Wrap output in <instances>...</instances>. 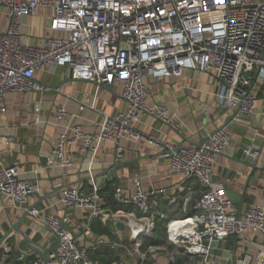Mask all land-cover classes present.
I'll list each match as a JSON object with an SVG mask.
<instances>
[{"label": "built area", "instance_id": "1", "mask_svg": "<svg viewBox=\"0 0 264 264\" xmlns=\"http://www.w3.org/2000/svg\"><path fill=\"white\" fill-rule=\"evenodd\" d=\"M40 9L48 11L41 22L22 20ZM57 67L67 68L72 79L90 82L96 90L121 86L124 109L104 114L94 132L78 124L64 126L45 162L47 167L57 164L66 176L72 164L67 146L80 141L91 153L89 186L62 188L60 201L67 209H88L103 220L117 215L111 220L128 228L129 245L108 237H100L99 245L129 249L126 256L131 261L120 255L114 264H146L160 255L171 264H230L215 254L219 239L264 236V205L251 204L239 212L226 188L213 182L215 155L231 145L228 129L207 134L197 148L162 141L158 129L144 133L138 127L143 116H150L182 133L184 124L169 107L149 104L147 98L152 79L180 76L185 70L209 74L218 89L217 102L227 112L236 107L247 115L255 111L260 94L264 99V0H0V112L6 111L8 93L48 92L50 87L36 73ZM68 116L64 107L55 108L58 123ZM120 139L153 146L170 162L184 185V198L175 205L183 216L167 215L166 188L146 189L138 175L131 178L132 193L124 194L118 184L113 188V199L126 208L112 211L103 206L91 169L94 155L101 146L114 143V164L120 163ZM3 140L9 143L10 138ZM245 154L251 164L257 162V149L248 146ZM195 191L198 199L190 207ZM37 192L38 183L23 177L16 165L0 168V194L15 206L28 208ZM29 213L52 239L59 235L53 256L43 260L37 255L30 264H100L90 258L89 244L62 230L58 216L36 207ZM165 216L172 251L165 245L144 244ZM9 251L5 244L0 262ZM250 264H264V251H257Z\"/></svg>", "mask_w": 264, "mask_h": 264}, {"label": "crops", "instance_id": "2", "mask_svg": "<svg viewBox=\"0 0 264 264\" xmlns=\"http://www.w3.org/2000/svg\"><path fill=\"white\" fill-rule=\"evenodd\" d=\"M47 14L48 11L40 9L34 17L24 16L22 20L38 23ZM36 78L47 84L50 90L46 93L15 92L5 96L6 111L0 112V168L16 165L23 177L35 180L39 185V192L29 199L27 207L40 208L42 213L58 216L63 228H66L63 230L75 236L79 242L89 244L90 250L102 246L99 245L100 237L123 243L122 233L125 227L117 228L111 220L113 218L103 220L83 208L67 209L60 201L62 188L71 185L89 186L87 175L91 153L83 149L81 142L67 146L66 157L72 164L66 176L62 175L57 164L47 167L45 163L52 153L58 135L64 131V126L78 124L84 131L94 132L104 114H114L124 109L121 86L114 85L110 89L101 87L96 90L95 85L90 82L72 79L65 67H57L53 71H38ZM149 84L147 102L166 104L184 124L182 133H176L153 117L143 116L138 124L139 129L144 133H149L152 128L158 129L162 141L182 146L195 145L219 127L230 112H225L218 104L215 97L218 89L211 76L204 72L185 70L180 76L152 79ZM261 95L255 111L249 115L250 122L237 119L238 123L247 127L246 132L249 135L244 136L229 130L231 145L224 152L215 155L214 160L213 182L237 195L233 198V203L239 212L251 204L264 205V99ZM57 106L64 107L70 115L62 123L55 120ZM3 137L10 138L9 143ZM119 143L124 147V158L117 163L120 165L116 169V179L105 181L107 176L104 173L115 163V144L101 146L94 155L91 169L96 181L99 179L97 184L100 190L110 186L113 191L118 184L124 194H130L134 190L131 178L138 175L146 189L161 186L166 188L168 201L163 200L166 201L163 207L169 209L166 210L167 215L183 216L181 208L178 209L175 205L180 204L184 198V185L182 178L171 170L170 162L161 158L158 149L148 144L131 143L124 139H120ZM245 144L257 146L259 157L254 169L235 160L239 146ZM198 195L195 191L190 207L194 205ZM116 205L117 209L127 207ZM172 207L175 208L173 211ZM24 211L25 208L15 206L8 197L0 194V260L4 255L3 246L8 244L10 247L5 258L7 260L0 264H30L33 259L23 260L29 247L27 239L43 249H49L54 240L29 212L23 216ZM95 220L103 225L110 223L111 235L98 233L96 226L93 228ZM115 249L120 256L123 248ZM259 250L264 251V236L249 234L243 240L229 235L217 241L215 254L228 259L230 264H250ZM16 252H21V257L16 256ZM53 253L55 252H49L47 256L52 257ZM32 256L37 254H31L30 257ZM161 258L163 257L148 263L171 264L167 258H164L166 262H159Z\"/></svg>", "mask_w": 264, "mask_h": 264}, {"label": "water", "instance_id": "3", "mask_svg": "<svg viewBox=\"0 0 264 264\" xmlns=\"http://www.w3.org/2000/svg\"><path fill=\"white\" fill-rule=\"evenodd\" d=\"M105 88L110 89L111 86H106ZM224 111L226 112L227 110L224 109ZM238 120H242V121H246V122H250V117L247 114H243L239 111V108L236 107L232 112H230L224 119L223 123L217 127L213 132L218 131L220 129L226 128L228 130H231L235 133L241 134V135H246L248 136L249 134L246 132L247 131V127L244 125H241L240 123L237 122ZM202 144V141L195 144V147H200ZM249 145H240L238 150L235 153V160L239 161L241 164L249 166L251 168H256V163L255 164H251L250 163V157L248 155L245 154V150L248 148ZM252 148H257V146H252ZM120 164H114L113 167L111 169H106L104 171V173L106 174L107 178L105 181H109L112 179H116V169ZM235 173V172H234ZM97 183L99 182V179L96 181ZM227 195L232 199L233 202H235V200L233 199L235 196V193L231 190H227ZM32 206H29L28 208L25 209L24 211V215L26 216L28 214V212L31 210ZM115 226L119 229H123L124 228V224L121 222H114ZM66 229L63 228V224H62V230ZM25 237V236H24ZM26 238V237H25ZM27 239V238H26ZM27 241L29 242V247L27 249L26 255L23 256V260H26L28 258H30L31 254H37L40 258H42L43 260L47 259V255L49 252H55L58 244H59V235L57 234L54 238V240L52 241V244L50 246L49 249H43L41 246L37 245L36 243H34L33 241H29L27 239ZM1 243V241H0ZM16 256H20L21 257V252H16Z\"/></svg>", "mask_w": 264, "mask_h": 264}, {"label": "trees", "instance_id": "4", "mask_svg": "<svg viewBox=\"0 0 264 264\" xmlns=\"http://www.w3.org/2000/svg\"><path fill=\"white\" fill-rule=\"evenodd\" d=\"M101 196L103 197V204H105L106 207H110L112 211H115L117 207V203L113 199V191L112 187L108 186L103 188L102 190L99 191ZM170 216V215H169ZM168 216H165L163 219H158L155 228L153 230V233L151 236L145 238L144 244H154V245H165L169 250H173V247L171 244L167 241L166 239V234H165V225L168 220ZM98 225V226H97ZM110 224H105L103 225L100 221H93V228L96 226L95 230L98 233H108L109 235V226ZM90 253V258L93 261L99 262L100 264H114L118 259V250L115 248H111L106 245H102L97 248H93L89 250ZM36 256L30 257V261L35 259ZM186 258V256H183ZM7 259H5L6 261ZM32 260V261H33ZM15 264H21L20 262H16ZM146 264H151V263H146Z\"/></svg>", "mask_w": 264, "mask_h": 264}, {"label": "rangeland", "instance_id": "5", "mask_svg": "<svg viewBox=\"0 0 264 264\" xmlns=\"http://www.w3.org/2000/svg\"><path fill=\"white\" fill-rule=\"evenodd\" d=\"M109 224H110V223H109ZM110 225H111V224H110ZM109 229H111V227H110ZM122 240H123V244H125V245H129V242H130V232H129L128 228H124V231H123V233H122ZM128 250H129V249H122V250H120V255H121L124 259H126L127 261H131V260L126 256ZM130 251H132V250H130ZM160 257H163V256L160 255L159 258H160ZM164 258H165V257L161 258V260H160L159 262H161V263L166 262V261H164Z\"/></svg>", "mask_w": 264, "mask_h": 264}, {"label": "bare ground", "instance_id": "6", "mask_svg": "<svg viewBox=\"0 0 264 264\" xmlns=\"http://www.w3.org/2000/svg\"><path fill=\"white\" fill-rule=\"evenodd\" d=\"M109 217H111V218H115V217H117V215H113V216H109Z\"/></svg>", "mask_w": 264, "mask_h": 264}]
</instances>
